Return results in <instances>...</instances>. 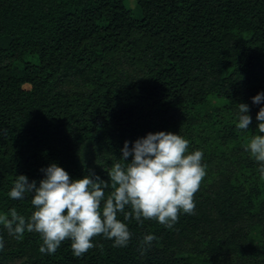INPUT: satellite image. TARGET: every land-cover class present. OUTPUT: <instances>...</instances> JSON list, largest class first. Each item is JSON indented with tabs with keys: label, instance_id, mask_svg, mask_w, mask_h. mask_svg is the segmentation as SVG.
I'll use <instances>...</instances> for the list:
<instances>
[{
	"label": "trees",
	"instance_id": "obj_1",
	"mask_svg": "<svg viewBox=\"0 0 264 264\" xmlns=\"http://www.w3.org/2000/svg\"><path fill=\"white\" fill-rule=\"evenodd\" d=\"M135 1L140 19L124 0H0V214L34 211L31 194L8 196L16 176L39 186L55 163L110 182L125 141L160 131L204 154L195 214L171 228L124 221L126 247L97 236L82 257L70 240L42 254L38 233L0 225V264H264V177L244 149L264 107L252 102L264 92V0ZM148 234L158 239L141 255Z\"/></svg>",
	"mask_w": 264,
	"mask_h": 264
},
{
	"label": "clouds",
	"instance_id": "obj_2",
	"mask_svg": "<svg viewBox=\"0 0 264 264\" xmlns=\"http://www.w3.org/2000/svg\"><path fill=\"white\" fill-rule=\"evenodd\" d=\"M262 101L264 92L252 98L253 104ZM238 106L236 127L246 131L252 123L250 109L244 103ZM256 120L258 134L245 143L244 149L261 165L259 171L264 177V107L259 109ZM121 152L122 157L107 171L110 182L92 171L72 179L55 163L41 170L45 178L39 186L35 180L29 182L26 175L16 176L8 196L22 200L31 194L34 211L25 218L12 208L0 214V225L16 239L25 232L38 233L42 254L53 255L70 240L74 256L82 257L96 247L93 240L97 236L113 240V247H126L132 234L124 221L135 219L142 225L145 220H154L171 228L181 213L195 214V194L206 176L201 150L190 153L187 139L160 131L137 139L131 147L125 141ZM130 156L131 161L126 162ZM121 214L123 221L118 218ZM157 239L152 234L145 235L140 254ZM3 248L0 237V251Z\"/></svg>",
	"mask_w": 264,
	"mask_h": 264
},
{
	"label": "rangeland",
	"instance_id": "obj_3",
	"mask_svg": "<svg viewBox=\"0 0 264 264\" xmlns=\"http://www.w3.org/2000/svg\"><path fill=\"white\" fill-rule=\"evenodd\" d=\"M124 4L127 8L131 10L132 16L136 19H140L142 17L141 10L139 6L136 4L135 0H124Z\"/></svg>",
	"mask_w": 264,
	"mask_h": 264
}]
</instances>
